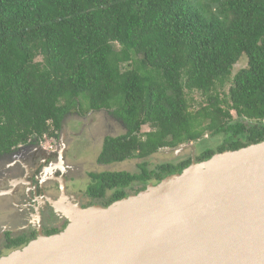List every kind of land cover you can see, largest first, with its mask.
I'll return each instance as SVG.
<instances>
[{"label":"trees","instance_id":"16d2710c","mask_svg":"<svg viewBox=\"0 0 264 264\" xmlns=\"http://www.w3.org/2000/svg\"><path fill=\"white\" fill-rule=\"evenodd\" d=\"M101 110L127 131L105 138L100 164L204 145L152 171L92 173L88 194L104 207L264 141V0H0V153Z\"/></svg>","mask_w":264,"mask_h":264},{"label":"water","instance_id":"95a60500","mask_svg":"<svg viewBox=\"0 0 264 264\" xmlns=\"http://www.w3.org/2000/svg\"><path fill=\"white\" fill-rule=\"evenodd\" d=\"M0 264H264V141L85 209Z\"/></svg>","mask_w":264,"mask_h":264},{"label":"flooded vegetation","instance_id":"af4514ba","mask_svg":"<svg viewBox=\"0 0 264 264\" xmlns=\"http://www.w3.org/2000/svg\"><path fill=\"white\" fill-rule=\"evenodd\" d=\"M81 116L77 114L78 119ZM71 117V113L67 115L62 128L54 127L56 135L50 136L54 138V149L33 142L0 153V201L6 208L0 213V259L28 245L40 233L50 236L63 231L74 216L95 202L103 206L88 194L93 181L91 174L102 171L87 172V186L81 199L65 194L72 183L80 182L79 169L73 166L75 164L71 160L68 162L74 141L71 139L67 143L63 139L67 134L66 121H70ZM113 117L127 131L123 120L115 115ZM48 140L46 143L51 146ZM2 170H10V173L2 175ZM104 171L114 172L112 169ZM22 238L25 239L23 244L11 245L12 240Z\"/></svg>","mask_w":264,"mask_h":264},{"label":"rangeland","instance_id":"374dc122","mask_svg":"<svg viewBox=\"0 0 264 264\" xmlns=\"http://www.w3.org/2000/svg\"><path fill=\"white\" fill-rule=\"evenodd\" d=\"M38 59L41 60V57H39ZM247 65L248 58L247 56L243 55L239 62L234 66L232 72L233 75L236 74L240 69L245 68ZM190 96L194 98L195 109L198 108V104L204 100V97H202L201 93L198 91L192 92ZM113 115L114 114H112V112L108 110L89 111L79 119L77 118L76 114L75 118L73 116L71 117L70 121H66L67 124L65 125H67V134L64 135L63 139L65 142L67 141V143H69L71 139L72 142L74 141V144L71 148V153L69 154L68 162L71 160L75 164L73 166L78 168L80 172V182L72 183L70 188H68L67 192L65 193L68 195V197L73 195L74 197H77L78 200L79 198L81 199L83 197L87 186L88 171H104L112 169L114 172L126 171L137 173L141 171L140 167L142 168L143 166H146L145 168H147L149 171H152L157 166L162 164H176L187 159L188 157H195L201 152L200 150H198V148L204 147V145H200L199 142H192L190 144L181 145L176 149L163 148L158 153L153 154L147 158L136 157L124 162H114L112 163V165L100 164L98 162V156L103 147L104 137L108 135H121L126 132L123 124L119 122L118 119L114 118ZM232 115L235 120L238 119L235 111H232ZM150 130V125H144L142 127V132H148ZM83 134L86 136L85 140V136H83ZM46 135L47 136L42 140L41 143H43L50 149H54L55 143L52 142L54 141V138H51L50 136L52 135L50 134ZM31 139H34V137H32ZM204 139H210L208 141L214 146L217 144V142H219L220 137L211 138L208 134H206L204 136ZM47 140L51 144V146L46 143ZM9 173L10 170H2V175ZM148 187L149 185H146V188ZM93 206L101 205L95 202L91 207ZM5 211L6 208L4 203L0 201V213H3Z\"/></svg>","mask_w":264,"mask_h":264},{"label":"clouds","instance_id":"9594fccd","mask_svg":"<svg viewBox=\"0 0 264 264\" xmlns=\"http://www.w3.org/2000/svg\"><path fill=\"white\" fill-rule=\"evenodd\" d=\"M46 134H47V133H45V134L42 136V138H40L39 140H37V139H30V140H29V143H33V142L41 143L42 140L47 136ZM52 136H53V135H52ZM34 138H35V137H34ZM36 138H37V137H36ZM41 144H43V143H41ZM20 145H26V144L22 143V144H20Z\"/></svg>","mask_w":264,"mask_h":264}]
</instances>
